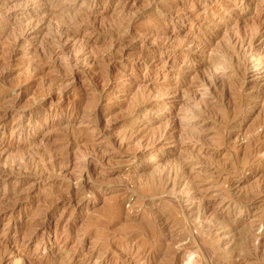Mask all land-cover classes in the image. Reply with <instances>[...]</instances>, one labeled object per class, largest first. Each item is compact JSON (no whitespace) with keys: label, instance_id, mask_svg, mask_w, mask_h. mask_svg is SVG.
I'll list each match as a JSON object with an SVG mask.
<instances>
[{"label":"rangeland","instance_id":"rangeland-1","mask_svg":"<svg viewBox=\"0 0 264 264\" xmlns=\"http://www.w3.org/2000/svg\"><path fill=\"white\" fill-rule=\"evenodd\" d=\"M0 264H264V0H0Z\"/></svg>","mask_w":264,"mask_h":264},{"label":"bare ground","instance_id":"bare-ground-1","mask_svg":"<svg viewBox=\"0 0 264 264\" xmlns=\"http://www.w3.org/2000/svg\"><path fill=\"white\" fill-rule=\"evenodd\" d=\"M165 4V3H164ZM162 10H164V9H162ZM163 12V11H162ZM164 26V25H163ZM229 39V38H228ZM250 42V41H249ZM228 43V42H227ZM225 44V43H224ZM229 44V43H228ZM221 48V47H220ZM230 48H231V46H230ZM224 49V48H223ZM225 50V49H224ZM227 50V49H226ZM189 54V53H188ZM220 54V53H219ZM220 55H222V54H220ZM239 56V55H238ZM234 57V56H233ZM218 58V57H217ZM230 58V57H229ZM232 58V57H231ZM221 60V59H220ZM219 61V60H218ZM222 61V60H221ZM231 62V61H230ZM224 63V62H223ZM220 65V64H219ZM223 65V64H222ZM221 67V66H220ZM225 67V66H224ZM228 68V67H227ZM223 69V68H222ZM237 71V70H236ZM212 75V74H211ZM235 77V76H234ZM241 77V76H240ZM204 78V77H203ZM210 78V77H209ZM193 79V78H192ZM191 79V80H192ZM197 79V78H196ZM199 79V78H198ZM202 79V78H201ZM205 79H206V77H205ZM217 79V78H216ZM204 80V79H203ZM201 81V80H200ZM209 81H210V79H209ZM216 81V80H215ZM223 81V80H222ZM235 81H237V80H235ZM207 83V82H206ZM206 86H208V83H207V85ZM210 86V85H209ZM241 86V85H240ZM176 88V87H175ZM214 88V87H213ZM216 89V88H215ZM235 90H236V88H234ZM222 90V89H221ZM234 91V90H233ZM237 91V90H236ZM235 91V92H236ZM215 92V91H214ZM188 93H189V90H188ZM190 93H191V90H190ZM222 93V92H221ZM180 94V93H179ZM178 94V95H179ZM182 94V93H181ZM209 94V93H208ZM190 95V94H189ZM193 95V94H192ZM176 96V95H175ZM187 96V95H186ZM231 97L233 96V95H230ZM222 97V96H221ZM193 98V97H192ZM201 98V97H200ZM230 98V97H229ZM202 100V99H201ZM188 101V100H187ZM196 101V100H195ZM199 101V100H198ZM197 101V102H198ZM200 102V101H199ZM211 102V101H210ZM206 105H207V103H205ZM209 105V104H208ZM184 106V105H183ZM203 106V105H202ZM211 106V105H210ZM214 107V106H213ZM246 107V106H245ZM186 108V107H185ZM217 108V107H216ZM219 108V107H218ZM233 108V107H232ZM242 108V107H241ZM192 109V108H191ZM224 109V108H223ZM236 109V108H235ZM201 110V109H200ZM209 110V109H208ZM212 111V110H211ZM186 112V111H185ZM215 112V111H214ZM190 113V112H189ZM205 114V113H204ZM207 115V114H206ZM201 116V115H200ZM203 116V115H202ZM190 117V116H189ZM204 117V116H203ZM215 117V116H214ZM214 117H212V118H214ZM221 117H223L222 115H221ZM234 117V116H233ZM133 118V117H132ZM202 118V117H201ZM200 118V119H201ZM220 118V117H219ZM207 119V118H206ZM217 119V118H216ZM191 120V119H190ZM184 121V120H183ZM182 121V122H183ZM186 128V127H185ZM187 129V128H186ZM196 129V128H195ZM193 130V129H192ZM182 131V130H181ZM197 137V136H196ZM191 138V137H190ZM195 139V138H194ZM198 140H200V139H198ZM219 144V143H218ZM213 145V144H212ZM214 146H215V144H214ZM216 147H217V145H216ZM246 155V154H245ZM186 221V220H185ZM165 224V223H164ZM148 228V227H147Z\"/></svg>","mask_w":264,"mask_h":264}]
</instances>
